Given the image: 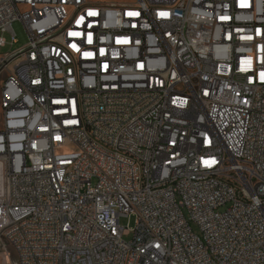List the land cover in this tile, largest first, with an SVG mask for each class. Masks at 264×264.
Listing matches in <instances>:
<instances>
[{
    "label": "built area",
    "instance_id": "2783aa9c",
    "mask_svg": "<svg viewBox=\"0 0 264 264\" xmlns=\"http://www.w3.org/2000/svg\"><path fill=\"white\" fill-rule=\"evenodd\" d=\"M19 31L1 264H264V0H0Z\"/></svg>",
    "mask_w": 264,
    "mask_h": 264
},
{
    "label": "rangeland",
    "instance_id": "374dc122",
    "mask_svg": "<svg viewBox=\"0 0 264 264\" xmlns=\"http://www.w3.org/2000/svg\"><path fill=\"white\" fill-rule=\"evenodd\" d=\"M129 2H131V0H127ZM1 36V34H0ZM4 39L7 42V45L4 48H0V55H4V54H12L16 51H18L23 44L25 43V35L19 31L17 33L16 39H17V44L11 45L12 43V36L9 33L4 34ZM7 74L6 73H2L0 75V87L1 84L3 83V81L6 79ZM0 127H1V111H0ZM5 188V176L1 173L0 171V194L2 193V190H4ZM120 226L121 227H127L128 225L133 228V224L134 222L132 220H128V219H121L120 220ZM193 230L195 233H198V229L195 225H192ZM133 237L132 233H127L126 235H124L123 240L126 242H129ZM1 264V263H0Z\"/></svg>",
    "mask_w": 264,
    "mask_h": 264
}]
</instances>
